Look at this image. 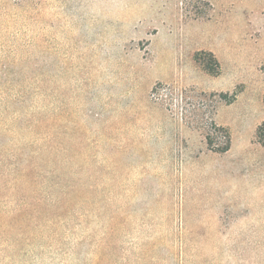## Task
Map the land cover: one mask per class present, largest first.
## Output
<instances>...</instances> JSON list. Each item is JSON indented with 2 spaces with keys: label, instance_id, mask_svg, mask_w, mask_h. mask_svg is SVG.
Segmentation results:
<instances>
[{
  "label": "rangeland",
  "instance_id": "rangeland-1",
  "mask_svg": "<svg viewBox=\"0 0 264 264\" xmlns=\"http://www.w3.org/2000/svg\"><path fill=\"white\" fill-rule=\"evenodd\" d=\"M0 264H264V0H0Z\"/></svg>",
  "mask_w": 264,
  "mask_h": 264
},
{
  "label": "trees",
  "instance_id": "trees-1",
  "mask_svg": "<svg viewBox=\"0 0 264 264\" xmlns=\"http://www.w3.org/2000/svg\"><path fill=\"white\" fill-rule=\"evenodd\" d=\"M208 70L211 71V72H213V73H215V74H218V71H213L210 67L208 68ZM226 135H227V136H226V140H227L228 144H230V136H229V134H226ZM209 146H210L211 148L213 147L212 142H209ZM228 149H229V145L227 146V148H225V149L222 150V151L225 152V151H228Z\"/></svg>",
  "mask_w": 264,
  "mask_h": 264
}]
</instances>
